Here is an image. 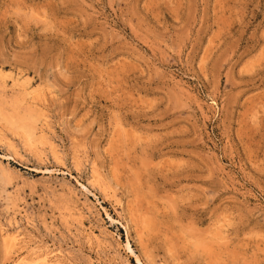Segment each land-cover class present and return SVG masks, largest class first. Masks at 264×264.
<instances>
[{
	"label": "rangeland",
	"instance_id": "obj_1",
	"mask_svg": "<svg viewBox=\"0 0 264 264\" xmlns=\"http://www.w3.org/2000/svg\"><path fill=\"white\" fill-rule=\"evenodd\" d=\"M0 264H264V0H0Z\"/></svg>",
	"mask_w": 264,
	"mask_h": 264
},
{
	"label": "bare ground",
	"instance_id": "obj_2",
	"mask_svg": "<svg viewBox=\"0 0 264 264\" xmlns=\"http://www.w3.org/2000/svg\"><path fill=\"white\" fill-rule=\"evenodd\" d=\"M128 247H129V243H128V245H127Z\"/></svg>",
	"mask_w": 264,
	"mask_h": 264
}]
</instances>
